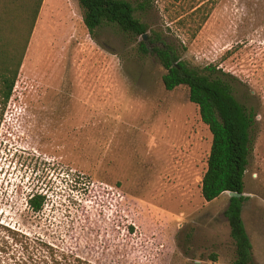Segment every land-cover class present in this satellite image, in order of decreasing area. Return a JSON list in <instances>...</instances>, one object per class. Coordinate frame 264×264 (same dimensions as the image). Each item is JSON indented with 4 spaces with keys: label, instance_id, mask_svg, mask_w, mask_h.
Listing matches in <instances>:
<instances>
[{
    "label": "rangeland",
    "instance_id": "rangeland-1",
    "mask_svg": "<svg viewBox=\"0 0 264 264\" xmlns=\"http://www.w3.org/2000/svg\"><path fill=\"white\" fill-rule=\"evenodd\" d=\"M146 1L135 37L107 25L91 36L78 0H43L0 120V264L41 243L90 264L235 261L229 196L201 195L212 135L188 88L165 90V69L139 51L153 33L225 74L254 115L241 218L264 264V0Z\"/></svg>",
    "mask_w": 264,
    "mask_h": 264
},
{
    "label": "trees",
    "instance_id": "trees-1",
    "mask_svg": "<svg viewBox=\"0 0 264 264\" xmlns=\"http://www.w3.org/2000/svg\"><path fill=\"white\" fill-rule=\"evenodd\" d=\"M83 11V23L91 36L97 29L107 25L116 26L124 34L139 37L147 32V26L135 17L137 10H145L144 0L136 8L127 0H78ZM43 0H4L0 2V37L5 30L17 34L14 42L4 38L0 42V120L11 97L26 46L34 29ZM198 11V10H197ZM14 20L19 26H14ZM9 21H12L11 24ZM20 28L26 34L20 38ZM149 47L140 42L139 51L154 54L166 73L162 77L165 90L172 91L179 86L189 90V101L199 109L201 121L211 135L212 143L207 159V169L202 178L201 195L206 202L218 199L222 194H241L244 191L243 177L252 151L251 130L254 115L237 101L229 81L216 67L193 68L180 60L178 50L166 44L160 35L153 33ZM19 43L20 50L14 57ZM245 198H230L225 217L229 223L230 235L236 247L233 264H253L252 245L246 233L242 218ZM45 198L33 195L28 206L33 212H40ZM3 228V227H2ZM5 229V228H4ZM12 239L18 236L5 229ZM28 242L33 241L28 239ZM27 243V242H26ZM22 255L12 264H90L85 260L67 254H58L51 246L41 243L39 248L21 244ZM217 262V256H211Z\"/></svg>",
    "mask_w": 264,
    "mask_h": 264
},
{
    "label": "water",
    "instance_id": "water-1",
    "mask_svg": "<svg viewBox=\"0 0 264 264\" xmlns=\"http://www.w3.org/2000/svg\"><path fill=\"white\" fill-rule=\"evenodd\" d=\"M227 195L229 196V198H241V197H244L243 193H241V194L227 193Z\"/></svg>",
    "mask_w": 264,
    "mask_h": 264
}]
</instances>
